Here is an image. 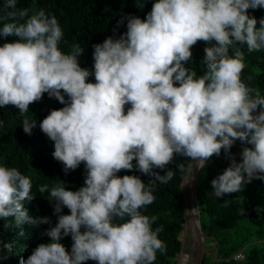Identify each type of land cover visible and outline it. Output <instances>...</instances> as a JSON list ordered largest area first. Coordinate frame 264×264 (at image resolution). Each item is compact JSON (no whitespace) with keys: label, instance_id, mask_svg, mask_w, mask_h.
Here are the masks:
<instances>
[{"label":"clouds","instance_id":"1","mask_svg":"<svg viewBox=\"0 0 264 264\" xmlns=\"http://www.w3.org/2000/svg\"><path fill=\"white\" fill-rule=\"evenodd\" d=\"M137 6L142 9L145 0ZM257 8H264V0H155L144 18L117 22L114 34L127 20L123 34L93 45L90 71L79 63L85 51L80 44L62 50L64 32L54 14L4 0L0 37L17 39L0 45V108L11 105L24 116L45 93L55 98L64 106L50 110L39 128L66 174L81 163L86 171L77 190L64 182L37 186L54 202L53 225L47 216L29 214L31 177L0 165L4 228L10 218L16 227L49 225L44 234L50 242L36 246L21 264H155L157 253L166 252L159 238L163 227L154 228L156 217L143 209L155 201L157 182L191 171L183 163L167 168L177 155L199 169L222 150L228 154L230 165L211 181L217 199L264 181V94L242 79L243 49L264 51V17L248 11ZM198 41L208 45L200 74L186 66ZM22 124L27 134L36 127L27 118ZM237 140L247 145L239 162L230 152ZM166 168L163 175L157 171ZM121 170L152 179L120 176ZM64 208L70 214H62ZM67 236L70 251L61 243ZM13 246V240H0V252Z\"/></svg>","mask_w":264,"mask_h":264},{"label":"trees","instance_id":"2","mask_svg":"<svg viewBox=\"0 0 264 264\" xmlns=\"http://www.w3.org/2000/svg\"><path fill=\"white\" fill-rule=\"evenodd\" d=\"M4 0H0V6ZM137 0H18V7L39 9L54 14L59 20L64 37L61 48L70 52L75 44L84 47V53L79 57L81 67L93 68V45L103 42L108 36H119L126 29L127 20L119 26L117 22L129 15L138 16L134 4ZM155 0H145L144 15L151 10ZM249 13L257 19L264 17V8L249 9ZM15 37H0V45L5 42H13ZM212 43H215L214 41ZM208 46L204 41H198L192 48L193 56L188 65L201 73V61L204 56V48ZM246 66L242 72V79L249 83L253 89L264 94V51L248 53L243 49ZM89 82H95L94 76L89 77ZM67 99V97H66ZM55 98H50L47 93L40 101L29 105V112L21 116L17 109L9 105L0 108V165L18 168L23 174L30 176L33 181L34 199L26 202L29 214L33 217L47 216L53 225L57 222L54 214V202L48 198V193L37 192V186L43 184L64 182L70 190H77L84 184L86 171L84 164L65 173L62 163L52 156L53 142L40 130L39 122L42 121L52 109L62 108ZM127 105L125 108L127 109ZM35 120L36 127L31 134L23 130V119ZM247 145L240 141L231 148V154L240 161V153ZM228 154L221 151L219 156L214 155L207 162V166L201 168L198 183V211L202 232L207 236L205 244H216L213 248L218 259L204 257L202 264H264V211L256 212L258 206H264V181L255 179L247 184L242 192L228 194L217 199L211 194V181L230 165ZM135 163V161H133ZM183 163L185 168H191L192 162L183 156H175L167 168L175 169L177 164ZM164 171H160L163 175ZM139 175L145 182L152 177L143 175L138 171L121 170L118 175ZM189 171H177L174 177L166 184L157 182L155 201L143 209L149 217L155 216L153 227L162 226L163 231L159 238L166 245V252L157 253L155 264H178L177 256L182 251L183 245L180 235L186 223V211L184 205L183 183ZM230 201L224 206L223 201ZM245 209V215L240 214V209ZM62 214H70L67 208ZM8 221L9 229L4 228L6 221L0 219V240H13L14 246L10 253L0 252L7 258L0 260V264H21V260L27 258L32 250L41 243H49L50 238L44 233L49 228L48 224L39 226L24 224L16 227L14 222ZM23 232V235H21ZM67 250H71V236L61 240ZM250 247V249H248ZM239 253L244 255L243 260H236ZM85 264H96L95 261H87Z\"/></svg>","mask_w":264,"mask_h":264},{"label":"water","instance_id":"3","mask_svg":"<svg viewBox=\"0 0 264 264\" xmlns=\"http://www.w3.org/2000/svg\"><path fill=\"white\" fill-rule=\"evenodd\" d=\"M214 156V155H213ZM201 168H197L195 164H193V178H192V188L187 198L184 196V205L186 211V221L190 224L193 240H192V259L189 264H202L204 262L205 257V239L206 236L203 234L201 229V222L199 219V211L195 212V205L192 201V196H195V204L196 210L198 206V183L200 176ZM185 181V180H184ZM186 224L184 225L185 229ZM218 254L216 253V257L218 259Z\"/></svg>","mask_w":264,"mask_h":264},{"label":"rangeland","instance_id":"4","mask_svg":"<svg viewBox=\"0 0 264 264\" xmlns=\"http://www.w3.org/2000/svg\"><path fill=\"white\" fill-rule=\"evenodd\" d=\"M134 8H136V10H137L138 17L144 18L143 17V15H144V7L141 9L140 7L137 6V2H136L134 4ZM193 164L194 163H192V165H191V168H190L191 171H189V175L186 177V179H185V181L183 183V193H184L185 198L188 197V195L190 193L189 190H191V188H192ZM197 211H198V208H197ZM187 222L188 221H186L185 224H187ZM180 240L182 242L183 248H182V251L180 252V254H178V256H177V261H178V264H184L183 263V258H182L184 255L189 256V262L192 259V248H191L192 240H193L192 230L191 229H189V230L184 229L183 232L180 235ZM205 245H206V247H205V256L206 257H214L217 260L216 253H214V250H213V248H216L217 245L216 244H210V243H207ZM248 249H250V247H248Z\"/></svg>","mask_w":264,"mask_h":264},{"label":"bare ground","instance_id":"5","mask_svg":"<svg viewBox=\"0 0 264 264\" xmlns=\"http://www.w3.org/2000/svg\"><path fill=\"white\" fill-rule=\"evenodd\" d=\"M189 191H190V190H189ZM192 201H193V203H194V205H195V212H198V211L196 210L195 196H192ZM185 229H186V230L191 229V226H190L189 223L186 224ZM182 235H183V234H182ZM185 250H186V249H185ZM182 258H183V263H184V264H188V263H189V256L184 255Z\"/></svg>","mask_w":264,"mask_h":264},{"label":"built area","instance_id":"6","mask_svg":"<svg viewBox=\"0 0 264 264\" xmlns=\"http://www.w3.org/2000/svg\"><path fill=\"white\" fill-rule=\"evenodd\" d=\"M236 260H243L244 259V255L242 253H239L238 255L235 256Z\"/></svg>","mask_w":264,"mask_h":264}]
</instances>
